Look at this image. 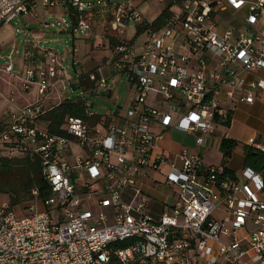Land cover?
I'll return each mask as SVG.
<instances>
[{"label":"built area","instance_id":"built-area-1","mask_svg":"<svg viewBox=\"0 0 264 264\" xmlns=\"http://www.w3.org/2000/svg\"><path fill=\"white\" fill-rule=\"evenodd\" d=\"M136 1L0 0V28L41 19L74 44L104 17L111 42L104 62L87 70L77 46L63 56L25 28L23 72L13 64L18 50L4 58L11 92L0 84L9 108L0 116L1 154L39 160L51 197L40 211L32 190L26 216L0 203V264H264V170L242 169L232 180L199 152L238 105L264 101V78L248 77L264 72V0H155L173 8L158 29ZM41 8L67 18L55 23ZM131 26L147 36L142 50L128 39ZM117 84L134 90L127 107L90 109L86 96H110ZM15 90L36 98L19 106ZM63 103L78 104L85 118L67 117L62 134L40 127ZM155 126L195 136V150L157 153ZM247 144L264 153L256 138ZM151 173L166 175L171 204L144 191Z\"/></svg>","mask_w":264,"mask_h":264},{"label":"crops","instance_id":"crops-1","mask_svg":"<svg viewBox=\"0 0 264 264\" xmlns=\"http://www.w3.org/2000/svg\"><path fill=\"white\" fill-rule=\"evenodd\" d=\"M116 1H123V0H116ZM148 0H137L136 2L139 5V10L145 2ZM165 7L163 8L161 14L153 21L155 22L163 13L166 14V21L164 25L167 23L169 14L171 13V7L170 4L165 3ZM41 9L42 14H41ZM39 10V15L42 17L43 15H48L50 18H54L56 15L64 14L65 11L63 9H57L56 11L52 12L49 10H45L44 8H41ZM243 13V12H242ZM240 13V15L242 14ZM65 15V14H64ZM229 14H226L224 16V21L227 22ZM104 17H97V19L94 21L93 28L89 36L85 39H78L81 42H83V46H80V54L81 50L84 48L86 52V58H82L83 63L87 70L95 69L97 66L102 64L106 57L110 53L111 48V42H108L104 39L103 34L106 31V21L103 19ZM163 25V26H164ZM236 26H239L238 23H235ZM161 26V27H163ZM160 27V28H161ZM61 31V30H60ZM129 30L128 38L131 34ZM28 34L30 35L31 32H34L33 29L27 30ZM63 32V31H61ZM64 33V32H63ZM133 35L131 36L130 41L134 42L136 48L138 50H142L146 40L147 36L145 34H141L139 31L134 29ZM144 39L143 41H141ZM77 40V39H76ZM75 42V41H74ZM76 46V45H75ZM98 52H101V56L98 57L96 54ZM252 76H261L264 78V72L257 71L251 76H248L249 79L252 78ZM6 82V75L5 78H2L0 76V84L3 87L4 92L9 93L11 92L10 86H7ZM118 86L115 85V87ZM87 89V88H86ZM131 89V88H130ZM131 92L133 93L134 97V90L131 89ZM101 95H104L103 93H100ZM93 95V94H91ZM15 96H16V102L19 106H24L27 103H30L35 100L27 99L28 96L26 94H21L19 91L15 90ZM105 96V95H104ZM133 99V98H132ZM131 99V100H132ZM130 100V102H131ZM129 102V103H130ZM128 103V105H129ZM127 105V106H128ZM126 106V107H127ZM9 110L8 107H5L3 105H0V116L3 117L5 113ZM98 115H102L97 112ZM100 120V116L95 118V121L98 122ZM48 125V122L42 118V121L40 123V127L46 128ZM153 131L156 134H163V140L160 141L156 147L157 153H165L166 154H174L182 149H189L190 151L195 150L196 148V137L192 135H188L182 132H178L177 130H165L160 126H155L153 128ZM177 132L178 134L183 135V141L182 142H175L173 140V134ZM251 138H256V141L258 144L264 146V101H258L255 104L248 105V104H240L238 105L235 112L231 115V122L229 126H226L225 123L218 122L216 124V130L215 133L207 138L206 146L203 148H200V155L203 158L205 164L207 165H224L229 170H232L233 172L237 173L240 172L243 169L244 166V152L242 146H248L247 142ZM223 139H230L238 142L239 146L233 151L231 158L226 161L224 159V155L221 151V143ZM249 147V146H248ZM171 159L173 158V155L171 156ZM155 174L151 173L149 178L143 181V189L147 193V191H154L157 188L161 186L160 183L157 181H154L152 177H154ZM148 194V193H147ZM172 194V193H171ZM149 195V194H148ZM150 196V195H149ZM152 200L158 202L161 204L157 199L150 197ZM174 200V196L169 198V200L162 204H171ZM34 201V199H33ZM31 201L30 204L33 202ZM38 202H41L43 205V209H45L44 203L39 199ZM37 202V204H38ZM29 204V205H30ZM161 204V205H162ZM19 206L14 207L18 209ZM42 209V210H43ZM40 210V209H39ZM40 210V211H42Z\"/></svg>","mask_w":264,"mask_h":264},{"label":"rangeland","instance_id":"rangeland-1","mask_svg":"<svg viewBox=\"0 0 264 264\" xmlns=\"http://www.w3.org/2000/svg\"><path fill=\"white\" fill-rule=\"evenodd\" d=\"M165 7L164 4L158 3L155 0H148L144 4H142L140 8V12L149 19V21H154L162 12L163 8ZM41 9V14H42ZM67 18L64 14H59L54 17L55 20L53 22L61 21L62 19ZM25 28L33 29L34 32H31L30 39L31 40H40V43L42 46L53 48L54 50H57L61 55H67L70 56V50L74 47V45L80 47L83 46V42L80 40H75L74 44L71 41L73 39V36L69 33H63L60 31L59 28H49L47 29L44 24L42 23L41 19L37 21H31L29 19H25L24 17H20L19 19L15 20V23H13L11 26H5L0 28V55L2 58H0V68L5 66V60L9 54L12 52H15L16 50L19 51V55H14L13 58V64L16 68V71L18 73H22L24 70V53L26 51L27 43L25 41ZM16 29H19V33L16 34ZM135 27H130V36L128 39H131V36L134 34ZM142 39L141 41H143ZM15 50V51H14ZM82 58H86V52L84 48L81 50ZM98 57L101 56V52H98L96 54ZM0 76L2 78H5V74L0 72ZM7 79V78H6ZM28 96L27 99L33 100L35 98V93L31 92L29 94H26ZM133 98V93L131 92L130 86L118 84V86L115 87V89L112 92V95L110 96H104L100 93L88 95L86 96L87 101L90 104V109L98 112L102 115H109L111 114L117 107L119 106H127L130 100ZM173 140L175 142H182L183 141V135L178 134L175 132L173 135ZM166 175H155L152 177L154 181H157L161 184L159 188L152 191H147V193L150 195V197L157 199L161 204L165 203L169 200V198L172 196L171 192H169L168 189L164 186L166 182ZM9 178H4L0 175V184L4 183V180L7 179L8 185H13L12 181L10 179L11 176H8ZM10 196L9 195H0V203H7L9 204ZM28 204H23L18 207V214L20 216H26L30 212L28 211ZM38 207L40 210L43 209V205L41 202H38ZM94 209V208H93ZM106 212V210H104Z\"/></svg>","mask_w":264,"mask_h":264},{"label":"trees","instance_id":"trees-1","mask_svg":"<svg viewBox=\"0 0 264 264\" xmlns=\"http://www.w3.org/2000/svg\"><path fill=\"white\" fill-rule=\"evenodd\" d=\"M166 14L163 13L153 24V29H158L164 25ZM87 89L91 88L90 83L83 84ZM84 109L78 104L63 103L56 107L43 118L48 122V129L51 133L62 134L63 126L67 117L85 118ZM230 122L225 123L229 126ZM239 146L238 142L230 139H223L221 143V151L224 159L228 161L233 151ZM245 155L243 169H252L260 172L264 170V153L260 150L242 146ZM227 168V167H226ZM0 175L4 178L11 176L13 185H8L7 179L0 184V195H9V205L11 207L21 206L33 201L32 190L39 191V199L47 205L48 199L51 197V191L47 185L39 160L31 158H9L0 151ZM226 176H230L235 180V173L232 170L226 172ZM112 264H120L117 259L112 260Z\"/></svg>","mask_w":264,"mask_h":264}]
</instances>
